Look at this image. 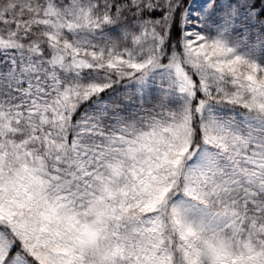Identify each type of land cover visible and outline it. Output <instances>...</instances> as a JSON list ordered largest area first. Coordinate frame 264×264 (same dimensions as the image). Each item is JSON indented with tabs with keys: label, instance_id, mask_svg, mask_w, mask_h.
I'll return each instance as SVG.
<instances>
[{
	"label": "snow or ice",
	"instance_id": "6c2138e0",
	"mask_svg": "<svg viewBox=\"0 0 264 264\" xmlns=\"http://www.w3.org/2000/svg\"><path fill=\"white\" fill-rule=\"evenodd\" d=\"M0 264H264V0H0Z\"/></svg>",
	"mask_w": 264,
	"mask_h": 264
}]
</instances>
